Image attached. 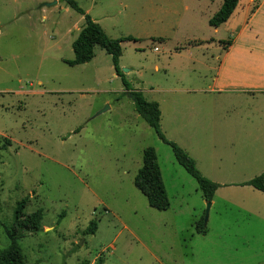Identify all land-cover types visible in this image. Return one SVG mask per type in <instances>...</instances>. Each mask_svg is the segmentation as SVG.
I'll return each mask as SVG.
<instances>
[{"label":"rangeland","instance_id":"rangeland-1","mask_svg":"<svg viewBox=\"0 0 264 264\" xmlns=\"http://www.w3.org/2000/svg\"><path fill=\"white\" fill-rule=\"evenodd\" d=\"M75 1L108 38L135 39L119 42V70L135 90L159 88L146 97L161 99L162 133L172 135L167 118L175 99L176 123L196 117L222 123L206 128L207 139L218 140L207 150L214 146L223 158L254 154L250 173L261 170L262 142L230 143L245 135L230 127L227 113L207 112L210 102L202 96L193 102L200 112L188 115L185 95L171 93L183 84L152 69L165 66L168 49L185 41L175 25L182 27L181 7L191 0ZM82 25L83 15L62 0H0V249L16 201L26 197L25 212L42 211L40 230L18 232L26 264H264V220L234 206L249 207L234 194V205L215 195L203 221L195 180L134 111L110 55L94 45L89 61H64L72 58L70 44ZM158 35L163 44L153 41ZM182 130L187 138L190 126ZM146 146L156 155L169 203L164 210L148 205L133 184ZM92 219L94 233L84 234ZM201 219L204 234L195 230Z\"/></svg>","mask_w":264,"mask_h":264},{"label":"crops","instance_id":"crops-1","mask_svg":"<svg viewBox=\"0 0 264 264\" xmlns=\"http://www.w3.org/2000/svg\"><path fill=\"white\" fill-rule=\"evenodd\" d=\"M222 1L191 0L190 4H182L181 9L186 11V18L182 20V27L178 21L175 27L182 28L185 41L168 49L170 59L165 66L159 67L154 63L152 69L156 72L161 70L163 79L169 78L176 84H183L170 92L179 93L180 99L185 95L186 108L183 107V110L188 115L200 112L193 102L197 101V97L203 96L204 103L210 102L209 106L204 107L207 112L227 113L226 120L229 119L230 127L238 128L241 135H245L234 138L230 143L234 142L241 148H251L258 142L264 144V0H237L223 22L216 26L209 25L207 19L220 7ZM155 38L153 41L163 44L165 37L158 35ZM185 53L186 56H182ZM158 89L141 87L140 92L145 100L157 103L158 123L162 129L161 99L157 100L153 95L150 99L146 97L147 93L160 92ZM176 103L175 99L169 102V112L172 115H169L167 122L172 135H168L166 131L163 133L186 152L203 176L219 184L213 192L208 209L214 205L215 195L232 203L231 197L235 194V197H239L249 207L232 203L234 206L243 211L245 209L254 218L264 220V192L241 184L263 171L264 164L261 170L250 173L254 167V154L251 157L250 153L242 152L236 157L223 158L214 151V146L207 150L209 145L218 140L212 137L214 141H211V136L207 139L206 128L213 129L215 124L222 123L205 124L200 117L187 124H182L181 121L176 123ZM210 119L218 121L209 115L207 120ZM189 126L191 130L188 131L187 138L182 137V127ZM220 190L224 192L222 195Z\"/></svg>","mask_w":264,"mask_h":264},{"label":"trees","instance_id":"trees-1","mask_svg":"<svg viewBox=\"0 0 264 264\" xmlns=\"http://www.w3.org/2000/svg\"><path fill=\"white\" fill-rule=\"evenodd\" d=\"M66 5L83 15V25L71 41L72 58L64 60L68 65H75L89 61L93 57V47L98 45L105 53L110 55L114 73L120 78L124 93L131 99L134 111L153 129L157 137L170 146L172 155L176 162L188 173L196 182L197 188L203 200L210 201L218 183L203 176L194 165V161L184 152V150L163 135L158 123L159 109L153 100L147 101L143 98L139 90L131 88L119 70L118 58L120 55L119 42L121 40H132L131 36L123 38H108L97 22L78 7L75 0H62ZM237 0H223L220 7L207 19V23L216 26L223 22L231 13ZM134 186L145 196L148 205L164 210L168 207V199L161 179L159 167L156 161L154 149L151 146L142 148L141 164L133 176ZM241 184L250 185L257 190L264 192V170L259 174L243 181ZM27 198L23 197L16 201L13 219L8 227H4L7 244L0 249V264H26L21 247L18 243V232H35L41 228L42 211L37 208L30 212H25ZM195 230L203 234L205 223L202 219L195 226ZM96 229V221L90 220L84 234H92ZM98 259L95 264H100Z\"/></svg>","mask_w":264,"mask_h":264},{"label":"water","instance_id":"water-1","mask_svg":"<svg viewBox=\"0 0 264 264\" xmlns=\"http://www.w3.org/2000/svg\"><path fill=\"white\" fill-rule=\"evenodd\" d=\"M49 3H46V5H48ZM107 106H105L102 110H104ZM101 111V110H100ZM210 205V201H206L205 202V207H204V216H203V221L206 222V217H207V212H208V208ZM203 222V223H204Z\"/></svg>","mask_w":264,"mask_h":264}]
</instances>
